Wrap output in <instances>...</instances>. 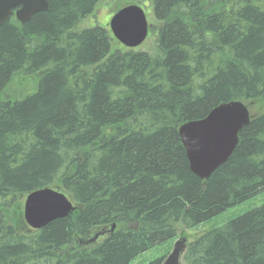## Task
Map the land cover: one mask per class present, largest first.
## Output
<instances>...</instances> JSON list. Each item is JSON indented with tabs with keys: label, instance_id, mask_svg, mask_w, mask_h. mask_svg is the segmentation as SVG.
Listing matches in <instances>:
<instances>
[{
	"label": "trees",
	"instance_id": "16d2710c",
	"mask_svg": "<svg viewBox=\"0 0 264 264\" xmlns=\"http://www.w3.org/2000/svg\"><path fill=\"white\" fill-rule=\"evenodd\" d=\"M105 1L50 0L0 26V264H130L264 191V0H149L155 54L113 55L108 29H78ZM232 101L255 114L202 181L179 129ZM45 188L76 209L25 231L19 200ZM183 263L264 264V205L189 243Z\"/></svg>",
	"mask_w": 264,
	"mask_h": 264
},
{
	"label": "water",
	"instance_id": "95a60500",
	"mask_svg": "<svg viewBox=\"0 0 264 264\" xmlns=\"http://www.w3.org/2000/svg\"><path fill=\"white\" fill-rule=\"evenodd\" d=\"M50 8V0H0V26L13 16L25 24ZM110 28L114 39L129 49L140 47L150 32L146 12L137 5L118 11L110 22ZM250 123L249 105L232 101L216 106L201 120L183 124L179 135L191 171L202 181H207L229 161L239 143L240 132ZM75 209L63 192L40 189L27 195L24 220L31 229L39 231L56 220L68 217ZM115 229L116 225H113L108 233ZM103 235L104 232L97 234L88 244L97 242ZM187 243L184 237L178 240L164 264H182Z\"/></svg>",
	"mask_w": 264,
	"mask_h": 264
},
{
	"label": "rangeland",
	"instance_id": "374dc122",
	"mask_svg": "<svg viewBox=\"0 0 264 264\" xmlns=\"http://www.w3.org/2000/svg\"><path fill=\"white\" fill-rule=\"evenodd\" d=\"M139 5L140 7L144 8L146 11V15L148 18L149 25L155 27L156 21L152 13L151 4L149 0H107L97 6L94 13L86 18L85 20L81 21L78 25L79 30L84 29H92L96 27L110 29V21L112 20L113 16L122 8L128 5ZM156 35L152 32L149 34L147 40L143 45L139 48L135 49L137 52H145L149 54H155L156 52ZM125 49L120 43L117 41H113L110 54L113 55L117 51H123ZM11 88L8 95L11 98L17 97L16 90ZM27 94L34 92L33 86L28 83L25 88ZM252 114H255V108H251ZM26 197H22L20 202V211L22 212V218H24V206H25ZM264 205V191L257 194L253 198L238 204L236 206L228 208L225 212L221 213L220 215L214 217L213 219L195 227L192 229L185 228L181 223L176 225L177 228V237L174 240L167 241L163 244H159L153 247L151 250L139 255L135 258L130 264H152L162 259H166L171 252L178 240L182 239L181 237H185L188 240V243L193 242L196 238L208 233L212 230L218 229L226 225L228 222L243 216L255 208H259ZM24 220V219H23ZM25 221V220H24ZM26 224V223H25ZM22 229L25 231L31 229L27 224L26 227L22 226ZM34 231L33 229H31ZM105 237H102L103 240ZM100 239V238H99ZM182 264L183 259H182Z\"/></svg>",
	"mask_w": 264,
	"mask_h": 264
}]
</instances>
